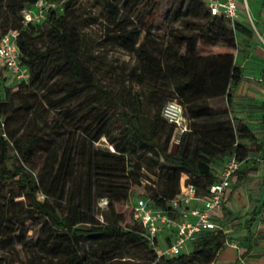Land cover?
<instances>
[{
	"label": "trees",
	"instance_id": "16d2710c",
	"mask_svg": "<svg viewBox=\"0 0 264 264\" xmlns=\"http://www.w3.org/2000/svg\"><path fill=\"white\" fill-rule=\"evenodd\" d=\"M36 1L0 0L6 17L0 37L18 30L20 62L30 72L28 80L17 82L19 106L8 104L9 91L0 99V264H88L93 258L110 264L125 256L130 242L148 247L151 259L146 264H215L227 240L223 227L201 231L191 250L187 247L180 254L159 255L144 225L135 218L132 204L118 209L117 203L129 199L131 188L144 185L150 203L171 212L170 201L181 190L182 173L188 175L187 182L206 191L219 177L214 164L232 153L239 158L240 138L255 139L256 134L244 122L237 126L225 120L198 122L229 113L228 109H216L210 101L225 96L233 104V89L243 78V68L235 62L237 33H250L252 27L213 15L209 0H188L174 18H183L185 29L172 30L162 45L152 36L157 13L151 11L143 15L146 26L122 25L115 35L124 47L136 52L140 79H152L151 98L161 91L152 127L145 129L131 122L130 138L132 150L144 145L154 148L163 179L158 188L154 176L144 179L141 164L129 166L125 146L118 144L114 151L93 149L75 131L64 132L55 122L46 126L45 109L60 108L91 88L97 100L70 111L69 120L75 122L80 133L92 135L94 142L106 132L107 111L101 109V104L113 99L106 95L97 72L86 61L78 29L66 22L60 7L48 4L42 21L24 22L25 10ZM96 2L107 11L108 20L117 24L133 0ZM69 4L70 0L64 1L65 11ZM43 24L48 25L47 30ZM143 31L144 39L139 42ZM4 79L0 75V80ZM173 98L183 105L190 130L178 132L179 127L162 116V102ZM16 115H22L27 127L20 133L13 126L10 134L9 123ZM161 124L167 132L164 144L155 139ZM43 129L51 137L46 138ZM192 132L201 139L196 149L188 139ZM176 137L181 138V145L174 152L169 143ZM13 188L20 192L24 205L20 214L15 213ZM105 196L109 207L101 212V219L94 201ZM127 209L131 211L129 220ZM255 218L253 215L248 221L249 231ZM27 222L42 225L41 235L25 257L14 256L15 243H23L21 228ZM40 252L43 257L38 255Z\"/></svg>",
	"mask_w": 264,
	"mask_h": 264
},
{
	"label": "rangeland",
	"instance_id": "374dc122",
	"mask_svg": "<svg viewBox=\"0 0 264 264\" xmlns=\"http://www.w3.org/2000/svg\"><path fill=\"white\" fill-rule=\"evenodd\" d=\"M64 1L66 0L49 1L48 4L60 7V13L65 14L66 22L76 26L75 28L78 29L79 38L84 44L83 52L85 54V59L97 72L99 83L107 90L106 95L111 96L113 101L110 102L111 104L106 101L101 104V109L105 108L107 111L105 116L106 132L94 142L91 141L92 135L80 133L75 127V122L69 120L70 111L74 112L77 108L88 107L97 100L98 95L91 88L83 90L80 95L71 98L60 108L45 109L43 112V118L48 121L46 126H50L55 122V124L64 130V132L70 130L73 132L75 131L76 134L78 133L79 139L85 141L87 146H91L93 149L109 148L114 151L118 144L125 146L129 166H132L133 164H141L144 179H150V175L154 176L157 179V182L159 181L156 184V187L161 188L163 182L161 177L162 170L158 167L154 148L150 145H144L139 146L136 150H132L130 141L133 128L131 122L136 121L145 129H150L152 127L153 113L155 107L161 101V91H159L157 96L154 95V97L151 98V88L153 87L152 79L148 77L144 80L140 79L139 60L136 52L124 47L117 39H115V35L118 34L117 32L120 31L122 25L128 27L146 26L143 15L151 11L157 13L155 23L151 30L152 36L157 43L162 45V41L166 40L167 35L172 30L185 29V20L183 18L175 20L174 18L182 5L184 3L187 5L188 0H133L131 7L124 12L121 17L122 19L117 24L111 23L108 20L107 11L103 9L96 0H70L68 10L66 11L63 6ZM0 13L2 14L0 17V31H2L4 29L3 25L6 23L3 8H0ZM185 18L187 17L185 16ZM43 28L47 30L48 25L43 24ZM144 35L145 31L141 34L139 42L144 39ZM138 45L139 44H137V46ZM7 74L9 77L5 76L2 63L0 62V75L5 76L4 81L0 80V99L4 98L6 92L9 91L8 104L19 106L21 98L17 94V90L19 89L17 80L12 76L10 71H8ZM241 97L242 96H240V98ZM261 99L260 96L254 97V99L248 103L249 108L256 112L260 110ZM167 100H176L180 103L178 98ZM167 100L162 102V108ZM210 104L218 110L228 109L229 113L217 116L214 119H199L198 122L225 120L233 122L235 126H237L239 122H244L255 134L261 133V135L256 136L255 139H250L248 137H242L239 139L242 144L239 149L241 167L239 171L236 172L237 175L232 178L234 189L228 199L230 200V204H232V209L230 210L224 225V232L227 237L230 231L239 230L243 218L246 215H249V212H246L248 204L251 203V205H256L257 202H260L262 199L264 193V171L262 170V162L260 158L264 152V135L261 131L259 118H257V116L254 118L251 117L249 120L251 125L248 124L247 120L232 113L235 102L229 104L228 99L225 96L211 100ZM246 104L247 103H245V105ZM22 119V115L12 117V120H10L9 123L10 134L13 126L16 128L14 130H19L20 133L26 129L27 122ZM164 119L166 118L164 117ZM186 120L189 126L190 121L189 119ZM163 122L164 120H161V123ZM177 130L180 132V129L177 128ZM42 131L46 138L51 137V134L46 132L45 129ZM166 137L167 132L161 124V126H158L155 139L161 144H164ZM180 139V137L172 139L169 143L170 147L177 151L181 145ZM188 139L191 142L192 148L195 149L196 145L201 142L199 135L194 132L189 134ZM254 167H258L259 173H251V170ZM156 171L158 174L154 173ZM185 175V173L181 174V183L184 180ZM147 184H149L148 181ZM12 190L16 194L14 204L15 213L20 214L24 209L20 192L14 188ZM143 191L144 185L137 188H131L129 199L127 201L121 200L118 202V209L128 206V204L131 205L135 195L140 192L142 193ZM38 197L43 199L44 195L39 193ZM94 202L96 210L99 212V217L103 219L104 217L101 212L108 210V198L106 196L100 197ZM127 213L129 214L127 215V220H129L131 211L127 209ZM24 215H26V213H23V216ZM27 225L21 228L23 243H17L18 241L15 243L16 249L14 251V256L21 255L22 257H25V252L28 251L29 247L34 246L35 242L41 235L42 225H33L29 222H27ZM18 233L19 231L16 234ZM162 245L158 248H162ZM187 249L191 250V244L188 245ZM38 255L43 257L44 253L40 252ZM150 257L151 253L149 252L148 247L140 243L130 242L127 245L125 256L112 261L110 264H146L150 261ZM96 262L102 264L101 262L96 261V258L91 259V262L88 264H96Z\"/></svg>",
	"mask_w": 264,
	"mask_h": 264
},
{
	"label": "built area",
	"instance_id": "2783aa9c",
	"mask_svg": "<svg viewBox=\"0 0 264 264\" xmlns=\"http://www.w3.org/2000/svg\"><path fill=\"white\" fill-rule=\"evenodd\" d=\"M244 4L250 18L247 0H244ZM47 7L46 0H37L32 7L25 10L24 22L27 24L42 21ZM208 7L213 15L224 16L232 21L238 20L240 16V0H209ZM17 34L18 30L13 29L0 37V60L5 76L9 77L7 73L10 71L19 82L28 80L30 72L20 62ZM162 114L175 123L180 132L188 129L183 105L178 101H167ZM240 167L241 161L237 154H230L218 174V179L206 191L199 190L194 183L185 180L181 183L180 192L170 201L173 206L171 212L151 204L150 199L144 195L145 191L135 195L131 203L134 216L144 225L146 236L155 245L159 255L180 254L196 240L201 231L222 227L215 219L216 214L222 210L226 190ZM145 183L144 180L143 184ZM166 232L170 235L163 238ZM160 245L163 247L158 248Z\"/></svg>",
	"mask_w": 264,
	"mask_h": 264
},
{
	"label": "crops",
	"instance_id": "0c3cea01",
	"mask_svg": "<svg viewBox=\"0 0 264 264\" xmlns=\"http://www.w3.org/2000/svg\"><path fill=\"white\" fill-rule=\"evenodd\" d=\"M247 4L250 18L247 15L244 0H240L238 21L252 27V32L239 31L237 33L238 50L235 62L243 68V78L234 88L233 103L235 102V104L232 113L247 120L248 124H250L251 117L257 116L264 135V0H247ZM0 62L2 63L1 60ZM240 96L242 97L240 98ZM259 96L262 98L261 106L260 110L256 112L249 108L248 103L254 97ZM245 103L247 104L245 105ZM259 135L261 133H256V136ZM260 160L264 171V152ZM224 162L225 160L214 164L217 174L222 170ZM254 168L251 173H259L258 167ZM187 178L186 174L182 182ZM231 181L226 190L222 210L217 212L215 218L223 228H225V220L232 209V204L228 200L234 189L233 179ZM246 212H249V215L243 218L240 229L232 230L227 235L228 243L220 250L215 264H264V193L261 201L256 205L248 204ZM253 215L256 218L249 231L248 221ZM169 235L170 233L166 232L163 238H168Z\"/></svg>",
	"mask_w": 264,
	"mask_h": 264
},
{
	"label": "water",
	"instance_id": "95a60500",
	"mask_svg": "<svg viewBox=\"0 0 264 264\" xmlns=\"http://www.w3.org/2000/svg\"><path fill=\"white\" fill-rule=\"evenodd\" d=\"M174 152H176V149H174Z\"/></svg>",
	"mask_w": 264,
	"mask_h": 264
}]
</instances>
